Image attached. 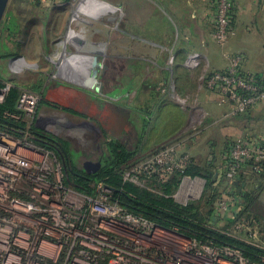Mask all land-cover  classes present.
<instances>
[{
	"label": "crops",
	"instance_id": "0c3cea01",
	"mask_svg": "<svg viewBox=\"0 0 264 264\" xmlns=\"http://www.w3.org/2000/svg\"><path fill=\"white\" fill-rule=\"evenodd\" d=\"M58 1L55 5L50 1L32 4L40 14L32 19L41 42L40 50L36 48L27 62L39 63V67L29 70L20 60L10 59L7 76L12 81H20L26 74L33 76L27 79L44 100L36 108L32 129H23L28 133L26 140L62 169V183L75 188V179L98 174L104 157L110 155L99 154L100 145L98 151L95 146H85L90 139L80 127L88 120L86 113L92 107L100 110L104 103L121 106L135 117L132 129L127 127L133 138L127 151L135 155L130 162L182 144V151L195 159V170L210 167L212 158L201 157L200 142L210 139L219 124L236 119L227 115V103L209 92L203 80L212 72H224L229 56L241 55L245 59L242 73L264 83V0H233L234 35L225 47H219L212 37L211 0ZM10 27L8 24L6 30ZM24 27L31 29V25ZM42 44L47 46L46 54ZM5 46L1 41L0 56ZM44 57L53 63L49 71L38 62ZM85 65L86 75L99 77L98 81L90 84L80 79ZM38 73L53 77L51 81L39 79ZM160 90L172 92L174 99ZM260 111L261 107L252 117ZM224 132L236 138L251 136L229 123ZM73 138L80 139L82 150L67 148ZM259 138L264 142V135ZM90 163H100L99 171L86 172ZM198 177H189L194 180L191 187L183 184L181 176L172 179L176 181L172 194L184 201L183 205L201 198L205 183ZM261 192L263 199L264 188Z\"/></svg>",
	"mask_w": 264,
	"mask_h": 264
},
{
	"label": "built area",
	"instance_id": "2783aa9c",
	"mask_svg": "<svg viewBox=\"0 0 264 264\" xmlns=\"http://www.w3.org/2000/svg\"><path fill=\"white\" fill-rule=\"evenodd\" d=\"M211 6L212 37L225 47L234 35V2L211 0ZM244 62L241 55L229 56L225 71L212 72L204 81L209 92L227 103L230 117L264 106V85L243 76ZM3 99L0 93V103ZM36 108L34 95H20L17 109L27 118L32 119ZM26 137V129L22 137L0 130V264H256L238 250L197 243L127 212L111 200L112 190L104 181L91 184L93 194L73 192L62 183V169ZM250 160L256 173L264 162L263 139L230 145L225 156L230 184ZM191 164L192 157L177 144L134 163L121 177L135 186L160 189L179 174L191 187L194 180L184 175ZM230 197L234 203L224 198L215 204L214 227L231 224L225 233L253 239L257 225L239 217V201ZM251 246L264 251L257 243Z\"/></svg>",
	"mask_w": 264,
	"mask_h": 264
},
{
	"label": "trees",
	"instance_id": "16d2710c",
	"mask_svg": "<svg viewBox=\"0 0 264 264\" xmlns=\"http://www.w3.org/2000/svg\"><path fill=\"white\" fill-rule=\"evenodd\" d=\"M243 76L245 75L243 74ZM245 77L249 78L247 76ZM256 80V83L264 85L261 79L257 78ZM1 87L2 86L0 85V88ZM18 90V87L16 88L13 86L12 89L7 91L8 93L6 92L5 100L3 104L0 105V130L17 137H22L24 125L20 120L12 118V116L18 113V115H20V112H18L15 105V98L17 100L19 97V93H16L19 92ZM261 110L262 111L256 114L255 117H252V114H255V110H251L244 115L234 116L233 118L238 121L250 120L263 123L264 106L261 107ZM258 136L259 135L254 134L251 137L245 136L242 138L243 141L249 143L255 140L252 137H255L256 141H258ZM231 144H229L227 149H229ZM134 157L135 155L127 150L122 149L120 153H117L116 150H114L112 154L104 157L101 171L98 174L92 177L84 176L75 179V189L83 193L93 194L91 184L104 181L112 190L111 200L117 202L127 212L143 217L160 227L176 229L180 234L196 241L197 243L210 245L215 248L229 247L238 250L243 257L250 262L263 264V250L251 246L239 237L225 233L231 224L223 225V227H214L210 224L215 210V204L224 199V196L215 193L216 190L214 189L217 185L215 186L214 184L215 179L212 174L206 178L208 181L207 188L209 189V192H207L208 197L204 198L203 201L198 204L191 202L186 205H179L171 199L164 197V195L169 196L172 194V187L176 183V181L174 182L172 179L176 176H181L179 174H174L165 185L160 186L158 196L140 190L138 186H135L134 184L122 182V173L137 162V160L130 162ZM195 165V159L192 157V164L185 170L184 175L187 177L194 175L203 177L201 170H195V167H193ZM245 165V168L237 175L234 186H236V183L239 180L244 182L240 186L245 185L246 182L251 184L253 182L250 183L251 180H256L257 186L253 184L255 186V188L253 187V194H250L249 197V193L241 191L239 196H234L235 192L229 191L228 195L236 198L239 197L240 200L243 199L244 202L247 200V205L244 204L245 206L242 208L239 217H245L247 220L257 224L256 218L251 215L248 209H250L249 206H251L249 203L254 200L253 195H257L259 190L264 188V162L258 165L259 170L256 173L254 172L255 165L253 160L248 161ZM224 172H226V170ZM171 181L172 183H170ZM224 182H226L225 179L223 183ZM211 188H213L212 191ZM209 193H211V195ZM161 194H163L164 198L159 196ZM201 209L205 210L204 215L201 214ZM259 224L260 223L257 225L259 226Z\"/></svg>",
	"mask_w": 264,
	"mask_h": 264
},
{
	"label": "rangeland",
	"instance_id": "374dc122",
	"mask_svg": "<svg viewBox=\"0 0 264 264\" xmlns=\"http://www.w3.org/2000/svg\"><path fill=\"white\" fill-rule=\"evenodd\" d=\"M18 2L23 3L26 7H24L23 5L22 6L19 5V7L16 8L17 7L16 6L17 0H10L8 3V6L6 8V12L4 14V17L2 19L1 25H0V42L5 41V43H6V46L4 48L5 52L3 55L0 56V85L2 86L0 88V93H2V94L4 93V99H3L2 103H0V105L3 104V102L5 100L6 92L9 91L10 89H12L13 86L16 88L18 87L19 92H16V93H19V95H18L19 97L22 94L33 95V94L37 93L34 90V86L31 85V81L29 79H27V76H29V75H27V74L24 75V77L20 81L9 80L8 76H7L8 75L7 70H9V60L10 59H14V61L17 63H19L21 61V63H23L21 66L27 67V69L29 68V70H35L36 69L35 67H39L38 65H40L39 63L35 65L33 63L27 62L28 56L29 57L34 56V54L36 52L35 51L36 48H38L40 50L39 45H40L41 40H40L39 36H36V32L38 30L35 27H33L34 20L32 19V16L40 15L38 13V11L34 10L32 7L33 6L32 4L39 2V1H37V0H24V1L19 0ZM57 2H59V1H56V2L52 1L51 3L53 5H55ZM48 5H50V4H48ZM61 18L62 17H60V19ZM37 22H38V20H37ZM29 23H31V24H29ZM38 23H40V22H38ZM8 24L11 26L10 31L6 30L8 27ZM12 24H13V26H12ZM27 25H31V27H30L31 29L26 31L24 29L25 28L24 26H27ZM38 43H39V45H38ZM42 46H43L42 52H43V54H46L47 46H46V44H44V45L42 44ZM9 49H10V51H9ZM38 62H41V64H43L45 66L44 70L49 71L52 69L53 63H51L50 59L44 57L43 60H39ZM21 66H19V67H21ZM85 66H87V65H85ZM84 68H88V66L82 67L83 75H82V78L80 77V79H82L83 81L88 82L90 84H92V83H94L100 79L99 77L93 78L92 75H89V76L86 75ZM28 73H30V72H28ZM16 77H20V75L17 74ZM108 78L109 77H105L104 80L108 79ZM204 81H205V79L203 80V82ZM19 83H20V85H17ZM96 86H94V87H96ZM159 93L165 94V96L168 95V97H170L172 99H174V97H175V96H173L174 94L172 92L171 93L168 92V94H167V93H165L164 90H160ZM195 93H196V91L194 92V94ZM19 97H18V99H19ZM193 98H194V96L191 98L192 101H193ZM18 99L16 100V98H15L16 109H17ZM36 110H35L34 115L32 116L31 120L25 116L24 112H20L19 110H18V112H20V115H18L19 114L18 113L16 115H14L13 117L19 118L16 120H20L22 122V124L25 126V128H29V127L31 128L32 124L35 123L34 118L36 117ZM185 111H187V108L185 109ZM164 112L165 111L162 110V112H161L162 114L161 113L160 114L163 115ZM174 112H176V111H174ZM174 114H176V113H174ZM160 118H162V116ZM160 120H162V119H160ZM227 123L231 124V126L234 128H238L239 130H241V132L243 131L242 133H248L251 136L255 134V135H259L260 137H262L264 135V122L259 123V122H253V121H247V120H242V121L232 120V121L227 122ZM227 123H224L223 125L219 124V126H218L219 129L213 131L214 133H212V137L209 139V138H203L204 137L203 136L202 137L203 140H202V142H200V144H202V145L199 144V148H201V150H202L201 157L205 158L208 156V157H211L212 159L210 160V163H208V165L211 164L210 167H208V168L206 167V169H201V174L203 175V177H198L203 181L202 182L203 184L205 183V185H204V191L201 195V198L198 200V202L194 201L196 204L201 203V201H203L204 198L208 197L207 192H209V189L207 188L208 187L207 186L208 181L206 178L211 174L213 175V177L215 179V182H214L215 186L217 185L216 188L214 189V190H216L215 193L224 196V198H228V200H230L229 201L230 203H234V201L228 195L229 191L235 192V194L233 193L234 196H239L240 192L244 191L246 193H249L248 195L250 197V194L251 195L253 194V187L255 188L254 185L257 186L256 180H251L250 183L253 181L251 184L246 182L245 185H243V186H240V185L244 182H241L239 180V181H237L236 186H234V183L230 184L228 179H226L227 178L225 176L226 172H224L226 169V166L223 163L221 158L223 157V159L225 161V156H226L227 151H228L227 147L229 146V144H231L233 142H237V141L242 140L244 138V137L243 138L242 137L236 138V137H233L232 135H226L224 131H225ZM29 124H31V125L29 126ZM252 138L255 139V137H252ZM208 142H209V145H207ZM203 168H205V167H203ZM224 179L226 182L223 183ZM123 183H130V182H123ZM138 188L140 190L147 191V192L154 194L156 196H158V194H159V191H157V190H159L158 188L150 187L149 185L138 186ZM74 189L75 188H72L71 190L73 192H76V190H74ZM212 190H213V188H211V191ZM261 191H262V189L259 190L257 195L256 194L253 195L254 200L249 203L251 206H249L250 209H248V211L251 213V215H253L256 218L257 224L260 223L259 226L256 224L258 227L256 229L257 232L255 233L256 237H254L253 239H248V238L246 240H245V238H243V239L246 242L250 243V245L257 243L259 245V247L264 248V197H263V199H262V197L260 198V194L262 193ZM209 194L211 195V193H209ZM173 195H175V193L171 194L169 196L164 195V197L171 199L173 202H175L176 204H179V205H183V203H185L179 197H176V196L174 197ZM159 196L164 198L163 194H161ZM234 196H232V197L236 199V202L239 201L238 204L237 203H235V204L238 205L240 208H243L245 205H247V200L244 202L243 199L240 200L239 197L236 198ZM186 202H187L186 204H188L189 201L187 200ZM204 212H205V210L201 209V214L204 215L205 214ZM254 239H257V240H254Z\"/></svg>",
	"mask_w": 264,
	"mask_h": 264
},
{
	"label": "flooded vegetation",
	"instance_id": "af4514ba",
	"mask_svg": "<svg viewBox=\"0 0 264 264\" xmlns=\"http://www.w3.org/2000/svg\"><path fill=\"white\" fill-rule=\"evenodd\" d=\"M20 6L26 7L23 3L18 2L16 3V8ZM19 10V9H18ZM30 76V75H29ZM37 78L41 79L44 78L48 81H51V78L53 75L50 74H36ZM70 78H73L74 76H70ZM30 79H32V75L30 76ZM37 100V106L40 104L44 98L38 96L37 94H33ZM101 109L98 110L95 107H92L87 113L86 118L88 120L85 121L84 124H81L80 127L82 129H85V138L87 136L89 142L87 141L85 146H95L94 148L98 151V146H102L100 148L99 154H112L114 150H116L117 153H120L122 149L128 150L129 148V142L132 138V136L129 134L131 131L129 129L127 130V127L132 129V123L134 122V115L130 112V118L128 120V124L125 126L124 130L122 131V134L117 137L118 130L121 127V119L122 117L119 114H116L118 110L125 109L121 106H113L109 103L101 104ZM95 111V112H94ZM128 111V110H126ZM78 129H80L78 127ZM79 132L82 130H78ZM83 132V131H82ZM110 133L115 134V136H112ZM84 135V134H83ZM62 141V140H61ZM119 146V147H118ZM68 149L77 151L79 149H83L82 142H80L79 138H73L72 141H70V145L67 147ZM115 148V149H114ZM119 148V149H116ZM103 149V150H102ZM82 170V169H81ZM86 171V170H85ZM87 172V171H86ZM84 175L85 174L84 172ZM89 176V175H87ZM92 176V175H91Z\"/></svg>",
	"mask_w": 264,
	"mask_h": 264
},
{
	"label": "water",
	"instance_id": "95a60500",
	"mask_svg": "<svg viewBox=\"0 0 264 264\" xmlns=\"http://www.w3.org/2000/svg\"><path fill=\"white\" fill-rule=\"evenodd\" d=\"M10 0H0V25L2 22V19L4 17V14L6 12V8L8 6ZM116 114H119L122 119H121V127L118 130V136H120L122 134V131L124 130L125 126L128 124V120L130 118V113L128 111H126L125 109H120L117 111ZM112 136H115V134L110 133ZM101 165L100 163H95V164H86L85 169L87 170V172L89 174H94L97 171H99Z\"/></svg>",
	"mask_w": 264,
	"mask_h": 264
},
{
	"label": "bare ground",
	"instance_id": "6f19581e",
	"mask_svg": "<svg viewBox=\"0 0 264 264\" xmlns=\"http://www.w3.org/2000/svg\"><path fill=\"white\" fill-rule=\"evenodd\" d=\"M102 19V18H101ZM66 66H68V65H66ZM201 184V183H200ZM201 186V185H200Z\"/></svg>",
	"mask_w": 264,
	"mask_h": 264
}]
</instances>
